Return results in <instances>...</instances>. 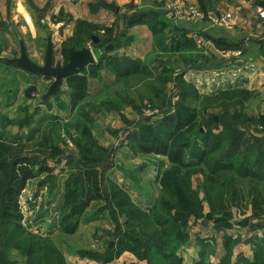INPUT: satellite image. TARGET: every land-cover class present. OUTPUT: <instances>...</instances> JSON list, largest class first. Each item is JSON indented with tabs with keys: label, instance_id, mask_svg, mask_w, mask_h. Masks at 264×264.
Masks as SVG:
<instances>
[{
	"label": "trees",
	"instance_id": "obj_1",
	"mask_svg": "<svg viewBox=\"0 0 264 264\" xmlns=\"http://www.w3.org/2000/svg\"><path fill=\"white\" fill-rule=\"evenodd\" d=\"M126 24L128 27L146 24L161 40H156L161 53L178 52L180 55L171 61L168 55L161 54L154 61L103 52L85 73L68 76L66 85L73 114L65 121L53 118L38 139L33 140V154L42 158L25 150V143L32 141V133L25 141L15 142L0 136V264H18L13 251L24 257L26 264H65L50 236L34 232L21 223L19 197L27 182L37 174L44 175L38 180L39 186L46 184L49 190L55 188L56 177L48 162L63 155L58 143L61 140L65 143L63 136H70V129L77 137H73V160L67 167L69 173L62 186L57 225L63 234H74L89 203L105 199L116 223L114 235L117 237L112 240V247L109 248L108 243L106 250L97 257L103 264L111 262L123 251H129L146 264H182L177 252L190 241V219L212 220L216 230L232 227L234 209L241 207L244 197L241 189L233 193L229 188L237 178L251 185L245 196L246 202L253 207V213L259 217L264 214V144L259 138H253L251 142L250 139H242V134L235 128L241 113L236 114V122L232 123L227 118L223 121L220 115V130L214 125L213 117L207 114L210 108L226 110L234 107L239 101L234 97L235 91L228 87L210 95L203 94L194 82L187 81L183 77L184 70L195 63L204 66V56L193 57L195 43L180 31L167 37L164 30L168 24L162 18L137 11ZM99 29L103 30L102 36L97 33ZM112 31L111 27L76 21L73 35L61 43L59 53L63 55V62L67 61L68 48L80 49L87 40L101 50L110 44L114 46L117 36H113ZM91 35L98 37L97 43L94 44ZM167 43H170L169 48ZM214 44L219 49L236 47L220 44L218 40H214ZM181 67L186 68L177 71ZM101 69L114 75L113 89L136 90L141 104H149L151 109L159 112L158 117H148L130 130L122 143L136 154L167 158V166L158 172L159 193L147 209L140 208L118 183L104 175L108 152L94 137L89 125L92 124V116L88 112H98L94 102L100 97H93L88 92V78L98 77ZM171 83L175 86L173 90L167 89ZM142 86L149 90L148 94L141 91ZM109 89L110 86L103 85L101 96ZM129 99V92H119L111 103L123 107L130 103ZM99 106L109 108L107 106L112 105L102 102ZM250 122L264 127V114L251 118ZM202 126L205 131L201 133L199 128ZM197 173L202 175V199L192 187V176ZM229 173H234L235 180L226 178ZM203 198L208 206L206 213ZM251 227L261 232V236L255 233L250 236L252 259L240 255L232 263L234 248L242 239L240 235L233 237L224 233L225 254L218 264H264V219L251 223ZM212 251V247L201 250L194 264H213L209 257Z\"/></svg>",
	"mask_w": 264,
	"mask_h": 264
},
{
	"label": "crops",
	"instance_id": "obj_2",
	"mask_svg": "<svg viewBox=\"0 0 264 264\" xmlns=\"http://www.w3.org/2000/svg\"><path fill=\"white\" fill-rule=\"evenodd\" d=\"M52 1V0H51ZM61 1L64 5L71 4L73 5L77 0L71 1V0H57ZM170 1L174 2L177 6V8L169 10L165 7V4ZM39 6V7H38ZM49 2H47L42 7L38 4H32L30 5L31 8H33L32 11L27 12L29 15L30 20L28 23L26 22V25H32V20L35 26L37 27V31L43 32V30H47V25H41L42 20L46 16V13L48 11ZM119 8H125L129 13L123 18L124 26H120L117 23V15H118V9ZM132 8V12H131ZM196 9L201 13L200 16H195L190 13V9ZM258 8H264V0H86L83 4V11L81 9L82 16H78V19L74 20L72 22V28L71 30H67L65 33H63L62 38L60 39V46L61 43L66 40L67 38L71 37L75 30V22L76 21H86L88 23H91L93 25L98 26H105V27H111L113 29L112 34L113 36H117L115 45L111 46L107 45L104 47V49H100L98 47H94V45L91 43L90 40H87L86 45L90 44L92 48L96 51L95 53L92 51V54L95 58V63L99 59V57L102 55V53H106V55H118V56H127L131 59H148V60H154L156 59V56L168 55L167 58H169L171 61L176 60L178 55L180 53L178 52H168L166 54L161 53L159 50L160 46L158 44V41H161L157 39L152 32L150 31L149 27L146 24H138L131 27H128L126 22L127 20L132 16L134 12H141L145 13L146 15L150 16L153 15L154 17L162 18V21L166 22L168 26L165 28L164 33L167 37L173 36V33L175 31H180L182 35L185 37L191 39L195 43V38L197 36L202 37L203 39V49L197 48L196 44L195 47L196 51L193 52V57H197L199 55H203V68L201 67L200 70H194L191 68H188L184 70L183 77L187 81L194 82V85L197 87L198 91L203 94H213L215 93L220 86H224L230 83H225L226 79L233 78L234 79V85H240L246 89H253L255 87H258V89L264 88V21L261 20V18L258 15ZM50 9V7H49ZM55 9V7L52 8V11ZM124 9V10H125ZM30 10V9H29ZM114 13L115 17L112 22L109 25L100 23L99 19L103 17H107L109 14L112 15ZM208 12H215V13H225L228 12L232 15L231 25L229 27L225 26H213L211 25L208 20L206 19V15ZM61 13V12H60ZM117 14V15H116ZM25 15V14H23ZM81 17V18H80ZM126 17L128 19L126 20ZM62 16L58 17V24L62 26ZM68 21V20H67ZM57 24V25H58ZM68 24V23H66ZM65 24V25H66ZM59 26V25H58ZM70 27V26H69ZM43 29V30H41ZM28 36L27 39L31 42H35L37 39L35 33V30L33 28L28 27ZM60 32H62V29H60ZM99 36L103 35V30L99 29L97 31ZM144 34V36H142ZM51 37V41L53 42L54 39V33L52 30L46 31V36L44 40H47V37ZM94 39V44L98 42V37L96 35H91ZM214 40H218L220 44H232L236 45V47L229 48V49H219L215 46ZM38 41V40H37ZM90 41V42H89ZM166 44V43H165ZM54 45V43H52ZM111 46V48H108ZM168 48L170 47V43H167ZM46 49V48H45ZM242 50V55L237 56H230L229 58H223V53L226 51H237ZM45 53V50H44ZM20 54V50H19ZM27 54H29L27 50ZM197 55V56H196ZM5 57H0V73L6 72L9 73L7 79H5V75L1 74L0 78H3L7 83H11L14 81V76H17L22 80V82L19 84V86L14 89L18 92H13V90L9 87L6 89H3L5 91V98L2 102V105L4 108H6V111L1 113L2 115L7 114L9 112V109L6 104H9L11 106L10 109L12 110V103L15 102L16 107L24 106L28 108H31V116L29 115L28 120L26 124H23L22 118L23 113L20 117L19 125L17 130H12L13 127H6L4 126L3 129L0 128V136L4 139L11 140L12 142L21 140L25 141L26 137L31 134V140H36L40 136L42 130L50 124L51 120L53 118H59L63 119L64 121L69 117L72 116L73 111L71 110L70 103H69V90L66 85V79L62 83L59 92L55 96H51L40 103L37 104L36 100L38 98H34V102L30 103V99H28L25 95V92L23 94V90L29 86L35 87L34 85H38L42 87L37 88V91H41L39 93V98L42 96V93L48 89V83L52 79L37 76L28 72H25L21 69L13 68L10 66L5 65L1 60ZM201 59V58H200ZM156 61V60H154ZM228 62V64H227ZM197 64V63H195ZM229 65V66H225ZM233 65V66H230ZM199 66V65H195ZM89 66H87L88 68ZM86 68V70H87ZM225 70L224 76L225 78L223 83H220L219 78H216L215 83L214 80H210L214 74H216V71L221 74V71L223 72ZM205 78H210V82L208 84H202V80ZM232 79V80H233ZM94 82V91H91V84ZM113 84H114V75L111 74L106 69L100 70V75L96 78H88V92L93 97L101 96V93L103 91V85L110 86L111 89L109 91H113ZM213 85V88L211 89ZM9 90H12L9 92ZM44 95V94H43ZM133 98V94L130 95ZM25 97V98H24ZM62 102V107H58L57 104ZM64 102V103H63ZM136 103V102H135ZM23 107V108H24ZM103 107V108H102ZM109 108H106L105 106H99L100 109H105L104 115L98 114L101 117L110 115V116H116L117 120H120V125L123 126L120 128H102L103 133L97 137L93 131L97 129V124L99 122L97 121V117L95 116V112L92 110H89L88 112L92 116V124H89L91 127V131L96 136L98 141L102 144H105L104 148L107 146H110L112 148L113 153L115 156H112L114 166L110 167L109 170L106 172L107 177L109 179H112L116 183H118L131 197V199L142 209L149 208L154 200L157 198V195L159 193V182H158V172L162 171L167 166V158L164 156H156L154 158H149L152 161V165L145 166L143 170L132 169L127 165L128 162L130 163H141L143 161L144 156L134 153L128 146L126 145H116L112 146L114 143L111 137H109L106 133H110L114 137V133L117 131H114L116 129L123 130V127L131 126L130 124H133L128 132L130 130L134 129V126L138 127L140 123L144 121L146 117H141V119L137 121H129L127 124L125 117H122L123 119H120L119 113H124L125 111L128 112H136L134 105L129 103L128 105H124L122 109H116L112 106H107ZM68 111V112H67ZM117 111V112H116ZM94 113V114H93ZM98 113V112H96ZM126 115V114H125ZM42 120L40 126H38L39 122ZM218 123L214 124L217 126V130L221 129V125H217ZM135 127V128H136ZM216 129H214V132H217ZM111 131V132H109ZM199 131L202 133L205 131V127L202 126L199 128ZM128 132L125 136L128 135ZM70 136L73 138H76V134L72 129H70ZM252 137H243L242 139L247 141L246 139H250V142L253 140V138H262L264 137V133H261L259 131L255 133H251ZM101 138V140H100ZM116 138V137H114ZM34 142V141H33ZM59 146H61V143L59 142ZM74 146L69 149L70 151H73ZM67 154V153H66ZM120 154H123L124 157H122ZM126 161L125 163L122 161ZM141 161V162H140ZM125 165L124 166L122 165ZM154 165H157V168H154ZM50 166V164H48ZM66 166V165H65ZM118 166V167H117ZM67 169V168H66ZM55 172V168L53 167V173ZM69 171H66L64 174L62 181L60 183H57L55 189L51 192V196L49 199L45 197L48 200L49 206L52 205L51 208L45 207L42 204L40 205V199L41 196L39 195L38 201H35V204L37 205H31V213L33 214V218H36L37 220L35 222H32V225H38L42 222L41 226H46L43 232H46V235H50L52 229L54 228V231H58L57 226V214L58 209L61 205L62 201V186L64 179L68 175ZM195 176V175H194ZM201 177L200 175H198ZM35 177L27 182L28 189L33 190V188H36L35 191V197H37L38 192L40 190H37L36 183L33 185L32 182L34 180L40 178ZM202 180V179H201ZM145 182L146 187L149 186H155L158 190L156 191L155 195H149L145 191V196L142 199L135 200L134 199V190L137 187L139 189V185L137 186L138 182ZM193 178H192V187L193 186ZM31 187V188H30ZM148 189V188H146ZM195 189V188H194ZM197 190V189H195ZM199 191V190H198ZM200 197V195L198 194ZM57 197L60 200V203L56 204ZM201 198V197H200ZM94 203V202H93ZM91 204V208L95 206V210L92 213V217L94 219L100 220L103 219L106 221L105 218V211H100L99 207L101 206V203H94ZM96 204H100L99 206H96ZM40 205V206H39ZM205 206V204H203ZM34 208L38 209V212H34ZM207 208V209H206ZM234 209V208H233ZM51 211H53L56 216L52 218L53 225L50 226L49 222L44 223L45 219H47L48 215L51 214ZM88 212V210L84 211ZM95 212V213H94ZM208 212V207H204V213ZM87 215V214H86ZM45 216V217H44ZM86 218V217H85ZM236 218V217H235ZM234 218V219H235ZM201 219H198V221L194 222L196 224L195 226H190L189 230V236L190 241L187 245L182 246L178 250L179 256L182 258V264H194L195 261L199 259L200 251L209 247H212L213 251L210 256V262L213 264H218L220 259L224 256L225 251L223 249V235L224 233L232 235L233 237H236L237 235L241 236L242 242H240L235 248L233 252L232 257V263L236 262V258L240 255H242L244 258L251 260L253 257V252L251 248V242H247L251 237V235L254 233H250L249 237H244L242 234V230L238 229L235 234H231L230 232H227L228 229H222V230H215L213 229L212 233H199V230L196 228H201L203 226H206V224H202L200 222ZM34 221V219H33ZM190 223V222H189ZM201 225H200V224ZM212 225V224H211ZM232 227L233 222H232ZM35 231V230H34ZM223 231V233L221 232ZM37 232V230L35 231ZM221 233L220 236L216 235L215 233ZM41 233V232H39ZM61 235L60 232H58ZM257 234V233H255ZM56 235V236H57ZM73 235V234H72ZM74 235H76L74 233ZM259 236V234H257ZM63 236V235H62ZM52 237V236H51ZM240 239V241H241ZM59 250V249H58ZM130 254V257H134L132 253L129 251H123L118 257L117 260L114 258L111 262L106 264H124L125 258L122 257ZM250 254V255H249ZM22 257V256H21ZM24 260V263L26 264V260L24 257H22ZM119 258L122 260L118 261ZM136 260V258L134 257ZM137 261V260H136ZM21 262V261H20ZM115 262V263H114ZM135 262V261H134ZM140 264H145L144 261H138ZM101 264V263H100Z\"/></svg>",
	"mask_w": 264,
	"mask_h": 264
},
{
	"label": "rangeland",
	"instance_id": "obj_3",
	"mask_svg": "<svg viewBox=\"0 0 264 264\" xmlns=\"http://www.w3.org/2000/svg\"><path fill=\"white\" fill-rule=\"evenodd\" d=\"M86 0H77L73 5L71 4H67L64 5L61 1H57V0H0V57H5V58H16L19 56V50H20V45H19V41L21 40L23 45L26 48V52L28 50L29 54L28 57L31 61H33L35 64L37 65H43V57H44V50L46 48V40H44L45 36H46V31L47 30H52L54 33V39L52 43H54L53 45V50H54V64H56L57 62L60 63H64L63 62V55L61 53H59V42L60 39L63 36V33H65L67 30H71L72 28V22H74V20L78 19V16H82L81 13V9L83 11V4L85 3ZM108 1V0H107ZM47 2H49V6H48V11L46 13V16L44 17V19L42 20V24L41 25H47L48 29L45 31L43 29V32H38L37 31V27L35 26V24L33 23L32 20V25H26V22L28 23V21L30 20L29 15L27 12H30L33 10V8L30 7V5L32 4H38L41 7L43 5H45ZM39 7V6H38ZM50 7V9H49ZM55 7V9L52 11V8ZM30 9V10H29ZM125 8H119L118 9V17H117V23L118 25L120 24V26H124V22H123V18L129 13ZM61 12V13H60ZM131 12H132V8H131ZM112 13V12H111ZM25 14V15H23ZM132 15V14H131ZM62 16V26L60 25V23L58 24V17ZM80 17V18H81ZM112 17L114 19L115 15L114 13L109 14L107 17H103L101 19H99L100 23L109 25L111 24ZM128 19V17H126V20ZM68 20V21H67ZM31 21V20H30ZM68 23V24H66ZM59 26H58V25ZM66 24V25H65ZM70 26V27H69ZM28 27L29 28H33V30H35V35H36V40L35 42H31L30 40L27 39L28 36ZM60 29H62V32H60ZM142 36H144V34H142ZM52 40V39H51ZM90 42V41H89ZM83 47H89L91 49V51H93L94 53L96 52L94 50V48H92V46L90 44L85 45ZM202 49H203V44H202ZM237 55H242V50H237V51H226L225 53H223V58H229L230 56H237ZM67 60V55H66V59ZM228 64V62H227ZM195 65H199L203 68L202 65L200 64H193L192 66ZM182 66V65H180ZM225 66H229V65H225ZM233 66V65H230ZM186 67H181L179 69H177V71H180V69H184ZM225 70H223V72L221 71V74L218 73V71H216V74H214V76L205 80V78L202 80L201 85L204 83L205 85L208 83H211L210 80H214L215 83L216 82V78L221 79L222 76H224L225 74ZM5 75V79H7L9 73L6 72H2L0 73ZM210 79V80H209ZM224 77L223 80L224 81ZM233 78H228L226 79L225 83H230L231 85L227 84L224 86H220L219 89L223 90L225 88H230L233 89L232 91H235L233 94L235 95L234 97L238 98L239 101L238 103L236 102V105L234 107H229L226 110H222V109H213L210 108L207 112L208 115H210L211 117L216 116L217 117V123L219 120V116L221 115L224 119H222L223 121L227 119V121L229 122H233L235 121V116L237 113H241L240 116L238 117L239 122H237L238 124L235 125V128L237 129V131L239 130L240 134H242V138L243 137H252L251 133H255L257 131L264 133V127L261 126H257L255 124H252L250 122L251 118H255L257 117V115L260 114H264V88L262 89H258V87H255L251 90L244 88L240 85H234V79ZM22 82V80L20 78H18L17 76H14V81L11 83H7V81H5L3 78H0V128L3 129L4 126L6 127H13L12 130H17L18 129V125L20 124V117L22 118V123L26 124L27 122H29L28 117L29 115L31 116V108L26 107H16L15 102L12 103V110L10 109L11 105L6 104L8 106L7 109H9V112L7 114L2 115L1 113H3L4 111H6V108L3 107L2 102L5 98L4 94L5 91L3 89H6L7 87L11 88L13 90V92H18L14 89H16L19 84ZM51 80L48 83V86H50L51 84ZM131 82V80H130ZM129 82V83H130ZM221 83V82H220ZM224 83V82H222ZM35 87L39 88L42 87L38 86L37 84L34 85ZM94 82L91 84V91H94ZM37 88L35 89L34 87H27L23 90V94L25 92V95L28 94V96H26L28 99H30V103H32V101L34 100V98H39V91H37ZM173 88H175L174 84H170L167 89H171L173 90ZM213 88V85L211 87V89ZM41 89V88H39ZM135 89H137V87H135ZM214 89V88H213ZM12 90H9V92H11ZM47 91V90H46ZM42 93L45 94V92ZM144 92V94H148L149 90L142 86V90ZM121 92V93H128L129 92V96L131 94H133V98L130 96L131 99H129L130 103L134 105V108L136 110V112L134 113H130L128 111H125V114L119 113L117 112V114L119 115L120 119H123L122 117H125L124 119L126 120V123L129 124V121H137L139 119H141V117H146L145 119H147L148 117L151 118H156L159 115V112L157 111V109H151L149 104H141L139 102V95L137 93L136 90L130 89L127 91H120L119 89L115 88L113 89V91L107 92L106 94L98 97V99H96V101L94 102L96 105V108H98V113L95 112V116L97 117V121L99 122V124H97V129H95L93 131V133L99 137V135L101 133H103V129L105 127H110V128H120L123 125H120V120L116 119L117 115L114 116H110V115H106L101 117L100 115L98 116V114L104 115V111L105 109H99V105L102 102H108L112 105V107L116 108V109H122V105L119 107H116L115 104L111 103L112 100H115L116 95ZM103 93V91H102ZM25 98V97H24ZM175 99V97H174ZM175 101V100H173ZM34 102V101H33ZM136 102V103H135ZM64 103V102H63ZM34 104V103H32ZM58 107H62V102L59 101V103L57 104ZM103 108V107H102ZM68 112V111H67ZM23 113V116H21ZM94 114V113H93ZM144 119V120H145ZM222 121V122H223ZM216 124V121H214ZM236 122V121H235ZM219 125H221L220 123H218ZM217 124V125H218ZM131 126L133 124H130ZM131 126L128 127H123V130H114L117 131L116 133H114V138L110 133H108L106 131L107 134H109L108 136L111 137L113 140V144L112 146L115 144L119 145L121 143L124 142V138L126 133L128 132L129 128ZM222 126V125H221ZM136 126H134L135 129ZM219 129V128H218ZM111 132V131H109ZM93 134V135H94ZM66 135V134H65ZM96 136H94L96 138ZM65 143L63 140L60 141L61 146H59L62 151L64 152L63 155H72L73 153L72 151H70L69 149H71L72 146H74L73 144V138L71 136H63ZM97 139V138H96ZM98 140V139H97ZM101 140V138H100ZM262 144H264V137L259 139ZM99 142V141H98ZM100 145H102L99 142ZM33 140L29 143H25V150L29 153L32 154L38 158H42L41 155L39 154H33ZM59 145V143H58ZM104 146H106L105 144H103ZM103 146V147H104ZM262 147H264V145H262ZM39 148H37L36 150H38ZM106 151L108 152L107 155V159L105 161L104 167H103V171H104V175H107V171L109 170L110 167L114 166V160L112 158V156H115V154L113 153L114 151H112V148L110 146H107ZM67 153V154H66ZM61 155V156H63ZM122 157H124L123 154H120ZM60 157V156H59ZM143 161L141 163H130L128 162L127 165H129V167H131L132 169H134L136 167V169H140L143 170V168L145 166H150L152 165V161L149 158H154L151 156H144ZM124 163L126 161L122 160ZM48 164H50L51 167L55 168V172L53 173V175H55L56 177V185L57 183H60L63 179V177L65 176L64 174L66 173V171H68L66 168L69 166H65V160H62L61 162L57 163L56 160L55 161H49ZM125 168V165L122 164ZM118 167V166H117ZM154 168H157V165H154ZM42 175V174H41ZM41 175H38L36 177H39ZM195 175V176H194ZM192 176L193 178V186L195 189H197V193L200 195V199H202L203 197V190H202V176L201 174L197 173L194 174ZM198 175H200L201 177H199ZM44 176V175H43ZM42 176V177H43ZM41 178V177H40ZM36 179L34 180L33 185L36 183L37 190H40L38 192L37 197H35V191L36 188H33L32 191H30L31 189H28L27 184L25 186V188L21 191L20 193V206H21V213H22V220L21 223L25 226L28 227L30 230H37V232H41L40 234L46 235V232H43L44 229H46V226H41L42 222L39 223L38 225H32V222H35L37 219L33 218V214L30 215L32 209H31V205H37L35 204V201H38V197L39 195L41 196L40 199V205L42 204L45 207H49L51 208L52 205L48 203V200L45 198L47 197L49 199V197L51 196V192L53 190H49L48 185H42L39 186L38 185V180L40 179ZM227 179H231V180H235V175L234 173H229L226 175ZM139 185V189L136 187L134 190V199L135 200H139L142 199L145 196V191L147 193H149V195H155L156 191L158 190L155 186H149L146 187L145 182H138L137 186ZM251 185L248 186V184L246 183V180L244 179H240L237 178V181L235 184L231 185L230 190L233 193H236L238 191V188L242 190V192H244V197L242 199L243 203L241 205V207L237 206V209H234L235 212V219L233 220V226L234 227H223L222 229H228L227 232H230L231 234H235L237 232L238 229L242 230V234L244 235V237H249V234L252 233H257L259 234V236H261V232L259 230H256V228L251 227L250 225L255 224L256 222L264 219V214L260 215L261 217H259L258 214L253 213V207L251 206V204L249 202H246V192L247 190L250 188ZM56 187V186H55ZM31 188V187H30ZM148 188V189H146ZM193 188V189H194ZM237 188V189H236ZM35 189V191H34ZM199 190V191H198ZM57 202L55 201V203L57 204L58 201L60 203L59 198L57 197ZM101 203V206L99 207L100 211H105V218L106 221L103 219L97 220L94 219L92 217V213L95 210V206L91 208V204L92 203ZM93 203V204H94ZM203 204H205L204 207H208L207 206V202L204 200L203 198ZM39 205V206H40ZM100 204H96V206H99ZM207 209V208H206ZM88 210V212H85V214H83L81 222L75 232L76 235H66L63 234L61 231L56 230V232L54 231V228L51 230L52 232L49 233L51 239L53 240V244L59 249L60 253L63 255L64 258V263L65 264H100L101 262L97 260V257H99V255L101 253H103L106 250V247L108 245V243L110 241H112L113 239H116L117 236L114 235V231H115V226L116 223L113 219V216L111 215L110 211H109V207L107 206V201L105 199H97V200H93L92 202L89 203V205L87 206V208L85 209V211ZM38 212L37 208H34V212ZM95 213V212H94ZM87 214V215H86ZM56 214L51 211V214L48 215L47 219H45L44 223H48L49 225L52 226L53 225V221L52 218L55 217ZM45 217V216H44ZM86 217V218H85ZM262 218V219H261ZM34 219V221H33ZM120 221H123V217L119 216ZM248 220V224L244 227H241L238 225L239 222L243 221V220ZM258 220V221H257ZM198 220H194V219H190L189 220V228L190 226H195L196 224H194V222H196ZM200 222L202 224H206V226H202L201 228H196L197 230H199V233H212L213 229H215V225L214 222L212 220H206V219H201ZM212 224V225H211ZM58 226V225H57ZM221 229V230H222ZM190 230V229H189ZM216 230V229H215ZM34 231V232H35ZM217 231V230H216ZM58 232L61 233V235H57L59 234ZM223 233V231H221ZM216 235L220 236L221 233L217 232L215 233ZM57 235V236H56ZM63 235V236H62ZM247 242H252L251 238L247 241ZM209 248H206L205 250H208ZM250 255V254H249ZM134 256V255H133ZM122 257L125 258V261L123 262L124 264H140L138 262V260L136 261L134 259V257H130V254H127L125 256L122 255ZM13 258L15 260L18 261V264H25L23 258L21 257V255L17 252V251H13ZM117 260V257L115 258ZM122 260L121 258H119L118 261ZM21 261V262H20ZM135 261V262H134ZM115 263V262H114ZM103 264V263H101ZM111 264V263H110ZM146 264V263H145Z\"/></svg>",
	"mask_w": 264,
	"mask_h": 264
},
{
	"label": "water",
	"instance_id": "obj_4",
	"mask_svg": "<svg viewBox=\"0 0 264 264\" xmlns=\"http://www.w3.org/2000/svg\"><path fill=\"white\" fill-rule=\"evenodd\" d=\"M20 54L16 58H4L1 61L10 67L21 69L25 72L46 77L52 79L50 86L44 95L36 100L37 104L41 101L55 96L64 82V80L73 74H83L86 71L87 66L95 63V58L89 47H82L80 49H74L72 47L67 50V61L65 63L57 62L54 64V50L51 41V37L48 36L46 40V49L43 57V65H37L31 61L27 55L26 48L22 41H19ZM111 48V46L107 47ZM191 69L200 70L201 66H191ZM214 121L217 122V117H213ZM65 160V165L68 166L73 160L72 155H63L56 159L59 163ZM189 216V214L187 215ZM248 224V220H243L238 223L239 226L244 227ZM113 245V241L109 242V248Z\"/></svg>",
	"mask_w": 264,
	"mask_h": 264
},
{
	"label": "built area",
	"instance_id": "obj_5",
	"mask_svg": "<svg viewBox=\"0 0 264 264\" xmlns=\"http://www.w3.org/2000/svg\"><path fill=\"white\" fill-rule=\"evenodd\" d=\"M165 7L168 8L169 10L177 8L176 4L174 2L168 1L165 4ZM259 17L261 18L262 21H264V8H258L257 10ZM190 13L195 15V16H200L201 13L197 11L196 9H190ZM206 19L208 22L213 25V26H225L229 27L231 25V20H232V15L228 12L225 13H215V12H208L206 15ZM195 44L197 48L202 49V44H203V39L202 37L197 36L195 38ZM223 79H219L221 82Z\"/></svg>",
	"mask_w": 264,
	"mask_h": 264
}]
</instances>
